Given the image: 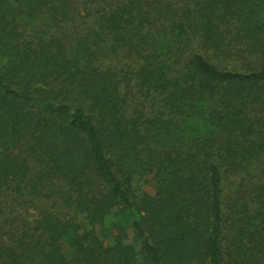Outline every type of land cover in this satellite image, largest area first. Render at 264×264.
<instances>
[{
  "label": "trees",
  "instance_id": "16d2710c",
  "mask_svg": "<svg viewBox=\"0 0 264 264\" xmlns=\"http://www.w3.org/2000/svg\"><path fill=\"white\" fill-rule=\"evenodd\" d=\"M0 264H264V0H0Z\"/></svg>",
  "mask_w": 264,
  "mask_h": 264
},
{
  "label": "rangeland",
  "instance_id": "374dc122",
  "mask_svg": "<svg viewBox=\"0 0 264 264\" xmlns=\"http://www.w3.org/2000/svg\"><path fill=\"white\" fill-rule=\"evenodd\" d=\"M148 188L147 189H150L151 187H150V185L149 186H147Z\"/></svg>",
  "mask_w": 264,
  "mask_h": 264
}]
</instances>
